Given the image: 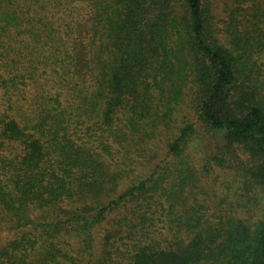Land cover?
Segmentation results:
<instances>
[{"label":"trees","instance_id":"1","mask_svg":"<svg viewBox=\"0 0 264 264\" xmlns=\"http://www.w3.org/2000/svg\"><path fill=\"white\" fill-rule=\"evenodd\" d=\"M263 55L264 0H0V264H264Z\"/></svg>","mask_w":264,"mask_h":264},{"label":"rangeland","instance_id":"2","mask_svg":"<svg viewBox=\"0 0 264 264\" xmlns=\"http://www.w3.org/2000/svg\"><path fill=\"white\" fill-rule=\"evenodd\" d=\"M77 37V36H74ZM78 44H76L75 46H77ZM264 59V55L262 56ZM194 113V112H192ZM195 114V113H194ZM199 135H200V144H199V148L201 147V153L203 155H209L213 152H215V150H217V146H218V142H217V138L216 136L211 133L210 131H208L207 127L205 125H203L202 123L199 125ZM211 140V145H209L208 141Z\"/></svg>","mask_w":264,"mask_h":264}]
</instances>
